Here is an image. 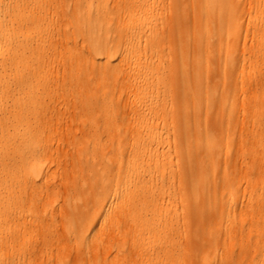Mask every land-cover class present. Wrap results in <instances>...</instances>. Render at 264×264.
<instances>
[{
  "label": "bare ground",
  "instance_id": "6f19581e",
  "mask_svg": "<svg viewBox=\"0 0 264 264\" xmlns=\"http://www.w3.org/2000/svg\"><path fill=\"white\" fill-rule=\"evenodd\" d=\"M171 5L175 43L166 49L162 0H0V264H179L172 253L162 260V168L172 164L164 128L182 123L174 153L186 204L197 205L218 152L199 118L215 107L231 131L251 123L258 148L250 161L229 147L228 203H236L239 169L250 167L240 204L264 216V43L241 41L235 0H192L199 29L186 26L180 0ZM262 7L253 35H264V0ZM221 61L229 95L215 103L206 82L220 76ZM255 66L261 70L249 75ZM166 79L182 108H193L192 126L164 101ZM68 116L88 128L65 126ZM52 136L73 142L66 160L77 176L56 204L65 222L59 234L49 229L56 172L41 163ZM98 229L108 233L96 237ZM55 241L64 245L51 259L44 253ZM237 244L225 264L244 253L264 264V236Z\"/></svg>",
  "mask_w": 264,
  "mask_h": 264
},
{
  "label": "rangeland",
  "instance_id": "374dc122",
  "mask_svg": "<svg viewBox=\"0 0 264 264\" xmlns=\"http://www.w3.org/2000/svg\"><path fill=\"white\" fill-rule=\"evenodd\" d=\"M172 1L174 0H162V33L165 38L164 47L166 49L170 47V44L173 46L175 43V40L171 38L175 25V14L172 8L173 5H171ZM235 1L238 2V24L242 34L241 41L246 40L247 45L251 47L264 43V35H253L250 31L253 30V26L259 25L263 21L261 15L263 8L262 0L259 3H257V0ZM180 2L185 9L186 26L188 28L195 26V28L199 29L200 23L195 18L197 11L192 6V0H180ZM212 40L217 43L215 37ZM221 44L224 48L223 51L226 50L227 43L221 42ZM55 51L58 52L55 57V63L57 64L60 62L61 54L59 52L62 49L59 46ZM218 65L221 68L220 76L209 79L206 84L212 90V97L215 103L219 101L228 102L229 92L225 79L224 64L221 61ZM259 70H261L260 66H255L252 69L246 68V71L250 72L249 75H255L259 73ZM165 81L168 92L164 95V101L167 105L173 104L172 106H174L175 112L191 122L192 126L195 120L193 108H182L180 100L175 97L176 83L173 81L172 85H170L169 80L166 79ZM41 92L43 91L41 90ZM244 99L245 97L240 96L239 101L240 105L245 108L246 103ZM227 116L221 114L219 107H215L213 111H210L207 115L203 113L199 118L202 124L205 125L207 131L216 139L218 152L215 155L214 172L209 178V188L206 192L199 193L201 201L197 205L186 204L184 198L185 192L182 189V186H184L182 162L180 157L174 153L176 143L182 132V123L180 124L178 122L164 128L169 138L168 141H162V146L169 149L172 164L170 167L166 165L162 168V227L160 236H162L163 261H170L163 256V253L167 252L173 254L172 259L179 256V264H185L189 260L194 264H201L202 260L206 264H225V260L230 255L229 252L238 246L237 243L247 246L257 237L264 236V216L258 214L256 208L240 204V202H245L246 200L245 192L241 185L246 186L254 177V172L250 167L239 169L240 187L236 193L238 200L236 199L234 205L228 203L229 195L226 180L228 174L227 158L230 151L229 147L233 144L234 151H244L246 158L250 161L256 159L258 148L256 146V140L251 136V123L248 122L241 127L237 125L235 130L231 131L227 127ZM63 121L64 125L70 126L71 129H74L75 126L88 128V121L86 119L78 120V118L74 119L68 116ZM239 128H242L241 135ZM47 142L46 153L42 155L41 163L44 167H49L52 172H56L55 179L57 181L54 192L60 196L56 198L57 201L55 204L53 203L54 207L51 210L54 211L56 216L50 223L49 229L55 234H59L63 232L65 222L59 215L61 208L56 204L61 203L63 189L70 186L73 177H77L76 174H73L74 170L71 167L70 160H66V156L72 151L73 142L68 141L65 137L58 138L56 136H52ZM98 150H104V148H99ZM208 198L212 199L211 203L207 202ZM106 232V229H98L93 231V235L96 237L106 236ZM117 235L118 233L113 234V236ZM194 236H201V243H195L193 240ZM211 236L213 238L216 236V240L212 241ZM227 236L238 237L230 238ZM39 237L40 234L34 239H39ZM24 243L25 245H29L28 240ZM63 245L61 241H55L44 254L54 259L56 254L62 250L61 247ZM187 255L188 257L186 258ZM90 258L91 256H88L87 260ZM251 262L252 258L250 254L244 253L239 257L237 263L251 264Z\"/></svg>",
  "mask_w": 264,
  "mask_h": 264
}]
</instances>
